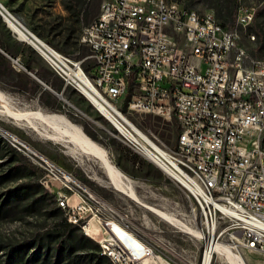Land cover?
Returning a JSON list of instances; mask_svg holds the SVG:
<instances>
[{
  "label": "built area",
  "instance_id": "1",
  "mask_svg": "<svg viewBox=\"0 0 264 264\" xmlns=\"http://www.w3.org/2000/svg\"><path fill=\"white\" fill-rule=\"evenodd\" d=\"M0 9L17 37L24 39L12 23L42 43L51 56L49 66L65 87L82 93L83 78L90 80L109 113L100 112L113 135L180 187L188 207L181 211L176 201L172 212L183 214L204 247L201 260L189 264H204L212 240L229 248L241 264H248V253H264V59L241 40V28L253 23L256 10L239 5L234 25H205L198 14L183 9L181 0H104L81 39L91 53L76 58L34 34L2 0ZM88 57L94 60L89 70L84 67ZM128 84H136L130 108L178 120L174 145L112 111ZM7 133L41 165L48 185L57 184L63 194L59 205H68V219L80 223L86 233L96 220L104 246L122 264H161L162 259L180 264L164 240L140 236L121 210L19 136ZM218 258L232 264L215 248L208 264Z\"/></svg>",
  "mask_w": 264,
  "mask_h": 264
},
{
  "label": "rangeland",
  "instance_id": "2",
  "mask_svg": "<svg viewBox=\"0 0 264 264\" xmlns=\"http://www.w3.org/2000/svg\"><path fill=\"white\" fill-rule=\"evenodd\" d=\"M2 1L14 15L20 16L18 11L11 6V4H17L18 2L11 3L7 0ZM47 1L48 3L52 4L44 5V3ZM103 1L104 0H102V2ZM181 1L186 4L190 3V6H192L187 7L183 3V7H185V9L196 10L200 14L212 12L216 15L215 11L217 13L222 12L224 14H229V10L233 6L231 0H191V2H188V0ZM58 3V0H43L42 6H44V9L41 11L30 9V11L27 12V17L20 16V18L28 28L34 31L32 24L41 22L42 15H45L46 10L49 8H51L50 10L52 13H57L58 10L55 7L58 6ZM239 3H241L240 7L253 8L254 10L264 6V0H239ZM100 10L101 5L99 12ZM85 27H87V25ZM85 27L82 29L84 30ZM258 30L260 34L257 32ZM241 31V40L243 45L247 46L249 49H254L257 45H260L264 41V11L259 15L257 22L253 21L251 27L247 29L243 28ZM34 33L37 34L36 32ZM251 33H255V39L250 38ZM84 49L86 52L83 54L82 50ZM38 54L40 57L38 61L41 63L44 62V67L53 71L39 51ZM75 54L77 58H83L86 57L89 52L86 47L82 48L79 53ZM261 55L264 56V54ZM260 58L264 59V57L261 56ZM86 63L93 65V58H86L84 60V64ZM52 80L62 84V89L60 91L56 90V92H62V90L65 88L62 78L59 75L58 78L52 75ZM68 89L71 90V95H69L70 97L64 93V90L63 96L68 99L69 102L74 104L75 107L66 102L54 92L60 101V105L57 109H51L45 106L40 101L38 96H31L27 92L21 91L12 85H8L7 83L0 81V91H2L7 96L8 101L10 102V105L13 107V109L22 111L41 109L45 113H58L66 115L72 122L80 125L90 138H92L95 142L108 151V156L111 162L120 170L123 175L125 174L128 177V180H130L132 183L137 195L144 203L175 214L178 218L188 223L181 217L183 214H179L178 216L176 213L172 212L176 211V201H179L181 211H186L188 207V200L184 196V193L180 187L165 172H163L160 167L142 155H140V158L144 161L145 169L147 170L148 174L143 175L137 170L136 166L131 167L130 164L128 165L129 171L123 170L118 164L120 163L121 165H125V163H127L124 158L125 152L118 145L120 140L118 137L113 135V128L109 121L79 90L73 86H68ZM133 91V88H129L126 98L119 100V108L138 126L143 129H153L167 143L174 145L176 143V135L174 137H169L168 132L164 133L165 135H163V132H166V123L168 121H174V117L170 120H167L160 115L130 108L129 101L130 97L134 93ZM7 132L16 134L23 141H25V143L47 155L49 158L57 162L59 165L77 177L93 194L103 198L121 210L127 215V219L132 222V226L140 236L148 240H152L153 237H159L164 240L167 245L166 249L172 251L175 254L171 257H173L180 264H189L201 260L204 247L202 241L197 236L191 232L181 229L179 226L170 223L146 206L135 201L126 193L113 187L105 169L102 167L99 160H97L94 156L80 151L72 143H65L60 140L51 139L41 133H38L23 120H17L9 117L6 114L0 113V133L9 141L11 136ZM88 132L94 133L97 137H93ZM262 141H264V135ZM18 150L25 154L24 149L20 148ZM27 157L36 163L31 157ZM36 164L39 166L38 173L40 179L55 192L57 184L50 182L48 185V180H44V169L38 163ZM8 184L10 185L13 183L10 182ZM3 187L4 186H0V190L3 189ZM66 214L68 215L67 211ZM50 221L52 220L46 218L45 215L41 213L28 215L21 219L1 220L0 241L28 235ZM91 234L99 241L100 245L103 243L104 239H100V237L103 235L101 232V226L96 220L92 221ZM247 257L248 264H264V253L252 252L248 253ZM161 264L169 263L162 259ZM214 264H222L220 258H218Z\"/></svg>",
  "mask_w": 264,
  "mask_h": 264
},
{
  "label": "trees",
  "instance_id": "3",
  "mask_svg": "<svg viewBox=\"0 0 264 264\" xmlns=\"http://www.w3.org/2000/svg\"><path fill=\"white\" fill-rule=\"evenodd\" d=\"M60 1L66 13H52L50 8L47 9L46 14L42 15V21L32 24L34 32L61 51L76 58L75 53H79L82 48L87 47L90 54V46L81 42L80 37L82 28L98 16L102 0ZM231 1L233 6L229 14L215 11L217 18L224 25L235 24L236 13L241 4L239 0ZM48 4L52 3L48 1L44 3V5ZM184 5L192 7L190 3H184ZM41 8L44 9V6ZM37 11H40L39 8ZM263 11L264 6L256 10L254 22H257ZM257 32L260 34L259 30ZM263 42L254 49H249L250 52L264 57L261 55L264 54ZM85 52V49L82 50L83 54ZM90 66L91 64H84L87 70ZM26 67L27 72L5 67V72L10 79L9 84L31 96H38L45 106L57 109L60 101L56 94L44 88L43 84L29 71H33L38 78L60 91L62 84L52 80V75L57 78L58 75L44 66L26 63ZM1 72L0 67V74ZM63 90L70 97L71 90L68 86ZM174 119L166 123V132H163V135L168 132L169 137L175 135L178 137L180 126L177 119L175 117ZM88 133L97 137L94 133ZM118 145L125 152L124 158L127 162L125 165L120 163L118 165L123 170L129 171V164L134 167L139 163L136 168L145 175L140 155L122 141H119ZM38 170L39 166L36 163L10 144L0 133V186H4L0 190V221L21 219L36 213L44 214L46 218L52 220L28 235L1 240L0 264H115L107 254L102 252L99 241L93 235L86 233L80 223H74L68 219L66 210L57 201L56 193L43 183ZM10 182L13 184L9 185Z\"/></svg>",
  "mask_w": 264,
  "mask_h": 264
},
{
  "label": "bare ground",
  "instance_id": "4",
  "mask_svg": "<svg viewBox=\"0 0 264 264\" xmlns=\"http://www.w3.org/2000/svg\"><path fill=\"white\" fill-rule=\"evenodd\" d=\"M183 9L187 10L185 9V7H183ZM241 9L254 10L253 8H245V7H241ZM191 11L198 14L201 19H204L205 25L222 24L221 21L212 12H206L204 14H200L196 10H191ZM0 13L2 14L1 9H0ZM2 16L4 17V15ZM12 26L15 29H17L20 32L21 37L24 38L21 40H25L31 45H33L40 52V54L43 56L46 62L51 63V56L44 52L42 47L43 45L41 42L35 39L34 36L29 34L27 31L19 28L17 25L12 23ZM84 36H87V27H85V29L83 30L80 40L84 39ZM83 79L85 81V84L80 89L82 93L85 95V97L89 99V101L94 106H96L100 110L101 113H104L105 115H109L101 99L99 98L98 95L99 91L97 90V88L87 78H83ZM129 88H133L134 89L133 92H136V84H128V92H129ZM128 92H126V94H118V100H115L112 103V111H120V115H125L123 111L119 108L118 102L119 100L125 99ZM133 99H134V93L130 97V101H129L130 107H133ZM0 105H1L0 113L6 114L9 117L17 120H23L33 129H35L38 133H41L51 139L60 140L65 143L68 142L72 143L80 151L94 156L97 160H99L102 167L105 169L110 179L111 185L113 187L126 193L135 201L146 206L147 208L157 213L159 216L169 221L170 223L179 226L181 229L187 232H191V233L195 232L194 228L191 225L178 218L175 214L166 212L158 207L144 203L137 195L130 180H128V178H126L120 172V170L111 162L108 156V151L104 147L99 145L97 142H95L92 138H90L80 125L72 122L66 115L58 114V113H45L41 109L30 110V111L13 109V107L10 105V102L8 101L7 96L2 91H0ZM263 135L264 133L262 134V139H263ZM9 142L14 147L20 149L19 144L17 143V141H15V139L12 136L11 139H9ZM55 193H56L57 201L60 204V202H63V194L61 192H58V188H56ZM61 206L68 212V205H61ZM101 246H102L101 247L102 252L104 254H107L115 264L118 263L122 264V260L117 255L107 250V246H104V241L101 244ZM214 248L222 252L232 264H241L229 248L219 243H216L214 240L211 241V247L209 245V247L206 249L204 255V264H208L211 256V252L212 250H214Z\"/></svg>",
  "mask_w": 264,
  "mask_h": 264
},
{
  "label": "crops",
  "instance_id": "5",
  "mask_svg": "<svg viewBox=\"0 0 264 264\" xmlns=\"http://www.w3.org/2000/svg\"><path fill=\"white\" fill-rule=\"evenodd\" d=\"M7 1L11 3L18 2L17 4H13V5L11 4V6L15 10H17L19 15L22 17H27L28 16L27 12H29L30 9L37 10L39 8L40 11L42 10L41 7L43 0H7ZM58 2H59L57 4L58 6H56L55 8L58 10V12L66 13V9L63 8L60 0H58ZM20 16L17 15L16 19L24 23L21 20ZM15 58H18L19 63H17L14 60ZM39 58L40 57L36 48L28 44L27 41L19 39L15 35V33H13L10 25H8V23L0 13V67L2 70L0 74V81L10 85L8 82L10 79L5 72V67H13L16 71L24 70L27 72L28 69L26 67V63H31L33 66L45 65L44 62L41 63L38 61ZM29 73L34 77H36L43 84L44 88H47L50 91L56 93V90H54L52 86L49 87V84H47L42 79L38 78L33 71H29ZM135 166L138 167L139 163L136 164ZM142 167L144 171L143 173L148 174L147 170L145 169L144 161Z\"/></svg>",
  "mask_w": 264,
  "mask_h": 264
},
{
  "label": "water",
  "instance_id": "6",
  "mask_svg": "<svg viewBox=\"0 0 264 264\" xmlns=\"http://www.w3.org/2000/svg\"><path fill=\"white\" fill-rule=\"evenodd\" d=\"M56 94H58L62 99H64L66 102H68V103H70L71 105H73L74 106V104H72L71 102H69V100L68 99H66L64 96H63V90H62V92H56ZM75 107V106H74Z\"/></svg>",
  "mask_w": 264,
  "mask_h": 264
}]
</instances>
